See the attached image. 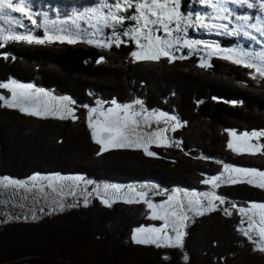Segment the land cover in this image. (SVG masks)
Returning <instances> with one entry per match:
<instances>
[{
  "label": "trees",
  "instance_id": "obj_1",
  "mask_svg": "<svg viewBox=\"0 0 264 264\" xmlns=\"http://www.w3.org/2000/svg\"><path fill=\"white\" fill-rule=\"evenodd\" d=\"M30 1L34 8L69 11L97 0ZM246 1L256 5L261 0ZM217 38L223 46L238 42ZM0 45V82H34L83 105L77 106L75 118L59 119L28 115L0 100V178L61 174L203 191L202 181L220 173L215 160L264 170V151L241 154L228 147L233 132L264 131V77L253 68L221 56L209 66L194 56L136 60L132 41L111 48L66 41ZM96 99L107 105L139 100L147 111L175 114L181 123L172 131L175 144L151 147L154 156L141 148L101 152L88 121V106ZM218 194L229 202L225 207L232 215H225L222 206L196 218L186 227L182 249L131 240L136 228L159 224L150 219L152 210L145 203L118 201L109 207L95 198L88 206L37 220L0 224V264H264V253L253 251L255 245L238 231L244 214L231 207L264 202V189L238 183L223 186ZM165 254L170 259H163Z\"/></svg>",
  "mask_w": 264,
  "mask_h": 264
},
{
  "label": "rangeland",
  "instance_id": "obj_2",
  "mask_svg": "<svg viewBox=\"0 0 264 264\" xmlns=\"http://www.w3.org/2000/svg\"><path fill=\"white\" fill-rule=\"evenodd\" d=\"M114 2L115 0H113L112 2H110L109 0H97L94 3L87 5H74L72 7H69V11H66L68 8L59 9L57 7L50 8L49 6L42 8H34V5L30 0H23V3H21V0H12L13 6L19 5L25 7L26 13L31 14V19H29L27 15H22L18 12H12L11 9L5 8L3 12H0V36L31 35L35 39H44L45 34L47 33V35L53 37L64 36L66 38V42L68 38H71L73 40H76L77 42H86L90 45L99 48H111L114 45L117 46L114 42L115 33L116 35H119L120 39L123 41L119 45L127 44L128 41H132L137 47L135 52L140 51V48L138 47L135 40L122 35L125 30L135 25L134 21L126 20L123 25H116L115 28L110 26L106 27L104 25L102 17L107 15L109 12V7H106V5L110 6ZM169 2L171 6L173 0H169ZM260 2L255 5L247 2L246 0H226V2L225 0H221V7L227 9V11H219L215 7L216 0H192V2L189 4L185 0H178L177 10L179 11L181 16V19L179 21V31L175 30L176 23L173 22L170 25V29H172L171 35H166L162 28L159 31L155 32L154 35H159L162 39L171 41L172 46L169 48V52L171 56L174 57V59L194 56L199 60V63L201 65L209 66L213 57H225V55H231L228 50H234L236 53L246 52L250 54V56L242 58V64L255 63L259 66L261 64H264V2ZM249 4H251V7H249ZM133 12L134 9H129L128 12L123 13V15L129 16ZM225 16H227L228 19H224ZM243 17H248L249 19L245 21ZM33 20L35 21V23L32 22ZM17 21H19V23H17ZM220 25H227V29L220 27ZM252 25H254L255 27H252ZM257 29H261L262 31H257ZM217 37L233 39L236 38L238 42L236 45L233 44L232 46H223L221 44L220 39H218ZM252 37H255V39H253ZM89 40H91L92 43H89ZM12 41L28 42L26 40L3 41L2 39H0V43H4L5 45ZM185 41H187L188 43H185ZM53 42L60 41L45 40L44 43L41 44L45 45ZM144 43H146V41L141 39V44ZM104 44H110L111 46H98ZM189 44H192L194 46L189 47ZM240 58L241 57L238 55H233L232 58H230L229 60L233 61L234 59ZM251 68L255 70V67ZM13 81L17 84H30L33 86V89H43L44 92L50 93L52 97H56L57 99L52 100L51 97H43V99L47 100L48 103L53 107H61V102L59 98L67 97L56 93L51 88H44L35 84L34 82H20L14 78L6 82H0V84H9ZM0 89L4 91L2 93L3 95L1 96H4L7 99L11 98V91L9 89ZM69 99L70 101L74 102L68 104V107L74 110L75 116L77 113V106L83 107V105H77V103L73 99ZM130 104L133 105V108L130 111L141 112L143 116H149V114L153 112H162L147 111L142 102L141 104H136L135 102ZM25 107H28V105H25ZM114 107L115 106L113 104L107 105L105 102L96 99V103L93 104V106H88V109H97L96 112L92 113L93 123H95L97 120L102 123L104 120V116H101L100 113H107V110L109 108ZM165 114L168 117H175L176 119L167 121L165 119H160L159 122H157L155 117L149 116L147 123L150 126L145 127V121L141 117H137V119L140 120V128L137 129V132L150 133L153 131H159L161 129H167L160 144H163V142H165V144L174 145L175 142L172 138V131L173 128H179L181 123L178 122L177 116L175 114ZM49 117L53 116L49 115ZM67 118H72V116H68ZM262 132L255 131V133ZM244 134L245 133H236L237 136H242ZM229 142H233L237 146H241L245 143L244 141L237 140L232 135L230 136ZM246 143L252 145L253 147L250 151L241 152V154H257L264 151V136L252 137L250 133L249 138L246 140ZM156 145L157 143L148 144L147 146L149 148V151H151V147ZM141 149L143 148L141 147ZM225 165H227L229 168H240L249 171L264 172V170L258 168L255 169L248 167H240L221 162L217 163V166L220 167V173L218 175L224 172ZM227 175L237 174L225 173V176ZM33 176H39L41 178L48 177L50 179H40L36 181L35 184H33L30 179ZM33 176L25 180H14L26 182L24 188H17L14 186H5L3 184H0V224L13 220H33V216L37 217L35 219L37 220L43 217L44 215L61 212L63 210L77 207L80 205L84 206L83 200L85 196L88 197L89 203L95 198L101 200V198L96 195L95 189H97V187L99 186L100 191L103 192V185L113 184L110 182H96L92 180H90L92 181L91 184H87L85 183V181H89V179H85L83 177V179L80 181H73L71 178L77 176L72 175L36 174ZM54 177H60L61 179H51ZM7 179L13 180L9 178ZM246 179H251L254 181V183H258L261 178L248 177ZM4 180L5 178H0V181ZM50 183L52 184V188L48 187ZM116 185L120 186V192L116 193L114 192V190L110 189L108 192V197H106L110 199L111 204L129 198L140 200V198L136 196V193L138 192L146 193L144 199L151 200L154 204H159L167 201L170 195H175L177 198L183 199L184 191H192L183 189H173L156 196L158 197V199H155L156 197L152 199L149 197L154 191V186L151 183L147 185L143 183ZM226 185L231 184L219 183L218 187L216 188H213L211 184H205L206 188L203 191L198 192H215L216 195H219L218 189H221L223 186ZM129 186H132L134 191L129 192ZM41 188L43 189L42 192L40 191ZM53 188H55L56 191H53ZM177 190L181 191L177 192ZM88 193H91V195H88ZM134 203L144 204L142 200L140 202ZM202 203L207 204V201L203 200ZM213 203L217 204L219 203V201H213ZM262 203L264 202H245L244 205H237V207H242L246 210V212H248L252 204ZM60 205H63V210H61ZM254 211H256L257 213L259 212L258 209H255ZM248 214L250 215L251 212H248ZM242 215L243 214L241 213V216ZM244 218V220L247 221V215H244ZM256 219H259L258 215ZM152 221H159V224H151L145 227H161L163 225V221L161 220L152 219ZM243 227L247 229V223H245ZM169 233L172 234L171 230H169ZM250 234H252L253 237L256 238V240L259 239L255 232H251Z\"/></svg>",
  "mask_w": 264,
  "mask_h": 264
},
{
  "label": "snow or ice",
  "instance_id": "obj_3",
  "mask_svg": "<svg viewBox=\"0 0 264 264\" xmlns=\"http://www.w3.org/2000/svg\"><path fill=\"white\" fill-rule=\"evenodd\" d=\"M226 2V0H225ZM23 3V0H21ZM106 7H109V12L107 15L102 17L104 25L115 28L116 25H123L126 20H131L135 22L133 27L125 30L122 35L125 37H130L135 40L140 51L133 52L132 56L137 60H159L161 57H169L174 59L169 52V48L172 46L171 41L162 39L159 35H154L155 32L163 29L166 35H171L172 29L170 25L176 23V31H179V21L181 19L178 9V0H173L170 6L169 0H115V2ZM215 7L219 11H227L221 7V0H216ZM251 7V4H249ZM5 8L11 9L12 12H18L22 15H27L31 19V14L26 13L25 7L13 6L12 0H0V12H3ZM129 9H134V12L125 16L123 13L128 12ZM224 19H228L227 16ZM247 21L248 17H243ZM35 23V21H32ZM19 23V21H17ZM220 27L227 29V25H220ZM252 27H255L252 25ZM257 31H262L257 29ZM255 39V37H252ZM3 41L8 40H26L29 43H44L45 40H59L60 42H65L64 36H49L45 34L44 39H35L31 35H7L0 36ZM141 39L146 41V43L141 44ZM68 43H75L76 40L71 38L67 39ZM92 43L91 40L88 41ZM114 42L117 46L123 41L120 39L119 35L114 33ZM185 43H188L185 41ZM2 46V45H0ZM103 47H110V44L98 45ZM194 45L189 44V47ZM210 47V46H209ZM223 51V50H221ZM231 55H225L224 58L230 59L233 55H238L240 59H234V63L243 62L242 58L250 56L249 53H236L234 50H228ZM103 59V58H101ZM203 66V65H202ZM245 67H255L256 73L260 77H264V64L256 65L255 63H245ZM255 78V76L253 77ZM0 88H7L11 91V98L7 99L4 96H0V100L4 101V106L11 108H19L20 111L25 112L28 115L41 116L46 118L51 115L55 118L65 119L68 116H74V110L68 107V104L74 103L70 101L68 97L59 98L61 102V107L51 106L47 100L43 97H51L52 100H56V97H52L50 93L44 92L43 89H33L32 85L17 84L14 81L9 84H0ZM136 104H141L139 100L135 102ZM114 108H109L107 113L101 112L100 115L104 116V120L101 123L97 120L93 123L92 113L96 112L97 109H89L88 121L89 128L92 129V139L97 143L102 145L100 151H107L109 148H143V151L148 156H154L155 153L149 151L148 144L157 143L160 146V142L164 137V133L167 129H161L159 131H153L150 133H140L137 129L140 128V120L137 117H141L145 121V127L150 125L147 123L149 116L155 117L157 122L160 119L175 120V117H168L165 113H150L149 116H143L141 112L130 111L133 108L131 104H118L115 100L112 101ZM28 105V107H25ZM175 130V128H173ZM239 141H244L245 143L241 146H237L233 142H229L228 147L237 153L250 151L252 145L247 144L246 140L249 138V134L245 133L242 136H237L235 132L231 133ZM252 137L264 136L262 133H251ZM134 138V139H133ZM164 146H170L165 144ZM225 173H234L237 175H227ZM248 177H260L258 183H254L251 179H246ZM33 184L40 179H50L48 177L33 176L30 178ZM54 180H60V177L51 178ZM73 181H80L82 177H72ZM238 182H247L249 184H254L264 188V172L249 171L240 168H229L227 165L224 167V172L220 175L212 176L204 179L202 183L211 184L213 188L218 187L219 183H229L235 184ZM87 184H91L92 181H85ZM0 184L5 186H14L17 188H24L26 182L8 180L5 178L4 181H0ZM52 188V184L48 185ZM114 190V192L119 193L121 188L116 184H105L103 185V192L100 191L99 186L95 189L96 195L101 198V202L106 206H111V202L108 197L109 190ZM56 191L55 188L52 189ZM129 192L134 191L132 186L128 188ZM42 192L43 189L41 188ZM181 190H177L180 192ZM74 194V193H72ZM91 195V193H88ZM136 196L140 200L135 199H124L125 203L140 202L141 200L147 204L148 208L151 209L150 219L161 220L163 225L161 227H139L136 228L131 236V240L138 245H155L156 248H183L184 247V237L187 235L184 229L187 227L186 221L190 220L192 217L190 213L194 216H203L207 212L221 210L219 207L213 203V201H219V205L225 204V199L215 192H196V191H184L183 199L177 198L175 195H170L168 200L154 204L151 200L144 199L146 193L138 192ZM203 200L207 201V204L202 203ZM84 206H88L89 200L85 196L83 200ZM233 209H237L239 213L247 215V221L241 219L240 227L238 231L242 233L247 239L252 242L255 247L253 251H260L264 253V203L262 204H252L248 212L244 208H238L237 205L233 204L231 206ZM61 210H63V205H60ZM258 209L257 213L254 211ZM222 211L225 215H232V211L229 208H223ZM259 216L257 220L256 217ZM37 217L33 216L32 219L35 220ZM247 223L248 228L246 229L243 225ZM171 230V233H169ZM251 232L259 237L258 240L254 239ZM163 259H170V256L165 254ZM185 262L188 260L187 254L183 255Z\"/></svg>",
  "mask_w": 264,
  "mask_h": 264
},
{
  "label": "water",
  "instance_id": "obj_4",
  "mask_svg": "<svg viewBox=\"0 0 264 264\" xmlns=\"http://www.w3.org/2000/svg\"><path fill=\"white\" fill-rule=\"evenodd\" d=\"M216 163H221L220 160H215ZM150 183H154L155 184V188H154V191L153 193L150 195L151 197H156L164 192H166V189L164 186L156 183V182H150Z\"/></svg>",
  "mask_w": 264,
  "mask_h": 264
},
{
  "label": "flooded vegetation",
  "instance_id": "obj_5",
  "mask_svg": "<svg viewBox=\"0 0 264 264\" xmlns=\"http://www.w3.org/2000/svg\"><path fill=\"white\" fill-rule=\"evenodd\" d=\"M147 184H150V182L149 183H146V185ZM153 186H154V188H155V184L154 183H151ZM192 191H196V192H198V191H200V190H192ZM167 192V191H166ZM154 199V198H153ZM156 199V198H155ZM226 201V200H225ZM225 204H227L228 205V201H226L225 202ZM225 204L224 205H219V203H217L216 205L219 207V208H221L222 206H224V208H226L225 207ZM223 208V207H222ZM192 218L190 219V220H188V221H186V224H187V226L188 225H190L196 218H199L200 216H194L193 214H189ZM184 231H186V228L184 229Z\"/></svg>",
  "mask_w": 264,
  "mask_h": 264
}]
</instances>
